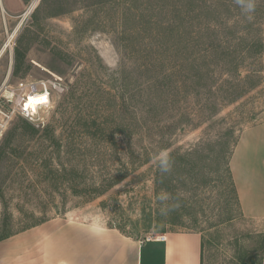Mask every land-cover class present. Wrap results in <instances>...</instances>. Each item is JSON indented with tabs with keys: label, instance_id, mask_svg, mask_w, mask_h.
I'll return each instance as SVG.
<instances>
[{
	"label": "rangeland",
	"instance_id": "obj_1",
	"mask_svg": "<svg viewBox=\"0 0 264 264\" xmlns=\"http://www.w3.org/2000/svg\"><path fill=\"white\" fill-rule=\"evenodd\" d=\"M24 1L0 10V86L51 72L65 91L44 127L15 117L0 138V236L194 232L209 264H264V223L242 217L229 170L264 120V0L251 19L240 0Z\"/></svg>",
	"mask_w": 264,
	"mask_h": 264
},
{
	"label": "crops",
	"instance_id": "obj_2",
	"mask_svg": "<svg viewBox=\"0 0 264 264\" xmlns=\"http://www.w3.org/2000/svg\"><path fill=\"white\" fill-rule=\"evenodd\" d=\"M22 6L21 0H0V10L8 16ZM229 170L242 217L263 224L264 120L242 132ZM204 244L202 234L194 232L142 241L113 230L48 221L1 240L0 264H209Z\"/></svg>",
	"mask_w": 264,
	"mask_h": 264
},
{
	"label": "built area",
	"instance_id": "obj_3",
	"mask_svg": "<svg viewBox=\"0 0 264 264\" xmlns=\"http://www.w3.org/2000/svg\"><path fill=\"white\" fill-rule=\"evenodd\" d=\"M64 91L62 78L51 72L43 79L21 80L15 84L3 82L0 86V138L15 117L36 128L44 127V115L51 109L54 97ZM32 99L37 101L31 104Z\"/></svg>",
	"mask_w": 264,
	"mask_h": 264
},
{
	"label": "clouds",
	"instance_id": "obj_4",
	"mask_svg": "<svg viewBox=\"0 0 264 264\" xmlns=\"http://www.w3.org/2000/svg\"><path fill=\"white\" fill-rule=\"evenodd\" d=\"M240 7L242 9V14L251 19L252 14L256 10V0H240ZM154 160L161 173L167 174L172 170L174 161L167 151H158L154 156ZM161 199H163V197H161Z\"/></svg>",
	"mask_w": 264,
	"mask_h": 264
},
{
	"label": "bare ground",
	"instance_id": "obj_5",
	"mask_svg": "<svg viewBox=\"0 0 264 264\" xmlns=\"http://www.w3.org/2000/svg\"><path fill=\"white\" fill-rule=\"evenodd\" d=\"M13 36L14 35H12V36H10V38L8 39V41H7V43L5 44V48L6 47H8L9 46V44H10V41H11V39L13 38ZM42 101H44V99H41ZM37 100H30V103L32 104V103H35Z\"/></svg>",
	"mask_w": 264,
	"mask_h": 264
},
{
	"label": "trees",
	"instance_id": "obj_6",
	"mask_svg": "<svg viewBox=\"0 0 264 264\" xmlns=\"http://www.w3.org/2000/svg\"><path fill=\"white\" fill-rule=\"evenodd\" d=\"M21 1H22V3L25 2L24 0H21ZM263 47H264V46H263ZM10 236H12V235H8V236H6V235L4 236V235H3V236H0V241H1V240H4V239H6V238H8V237H10Z\"/></svg>",
	"mask_w": 264,
	"mask_h": 264
}]
</instances>
